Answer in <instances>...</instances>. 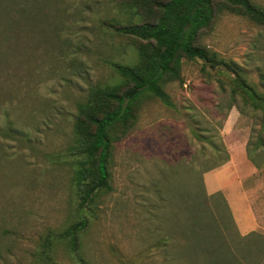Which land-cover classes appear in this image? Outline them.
Segmentation results:
<instances>
[{"label":"rangeland","instance_id":"374dc122","mask_svg":"<svg viewBox=\"0 0 264 264\" xmlns=\"http://www.w3.org/2000/svg\"><path fill=\"white\" fill-rule=\"evenodd\" d=\"M252 1L264 7V0ZM55 7L62 9L54 11V40L29 30L19 44L3 47L0 264H45V236L77 218L69 147L78 105L91 86L118 81L113 63L135 57L132 39L105 23L123 19L113 0H62ZM202 44L264 95V26L225 13ZM234 77L184 61L182 81L165 85L173 106L147 99L134 129L116 144L112 189L86 211L80 253L60 244L47 264H179L185 239L174 232L185 224L182 196L202 191L227 200L235 225L222 236L233 251L246 264H264V123L260 110L240 96L233 101ZM220 143L228 161L214 167L223 159L213 152ZM250 211L255 234L243 240L237 219L246 223ZM161 238L172 241L159 246Z\"/></svg>","mask_w":264,"mask_h":264},{"label":"trees","instance_id":"16d2710c","mask_svg":"<svg viewBox=\"0 0 264 264\" xmlns=\"http://www.w3.org/2000/svg\"><path fill=\"white\" fill-rule=\"evenodd\" d=\"M60 1L0 0V62L7 60L3 47L9 49L19 44L25 31L40 30L54 40V11H61L62 8L55 7ZM113 1L123 19L105 23L118 35L132 39L135 57L128 63H113L118 81L91 86L78 105L69 152L75 160L73 184L79 212L73 222L45 236L40 249L45 264L52 261V253L60 244L72 254L80 253L82 237L90 225L86 211H94L112 189L111 164L116 144L134 129L147 99L173 106L165 85L182 81L184 61L201 62L204 71L234 74L233 101L240 96L245 104L260 110L264 123V95L257 92L237 65L202 44L203 34L225 13L264 26V7L252 0ZM213 152L216 157H223L214 167L228 161L222 143ZM182 197L185 224L177 225L180 228L174 232L185 239L179 264H246L222 236L224 229L235 225L224 195H207L202 191ZM216 201H220L219 206H214ZM171 241L161 238L158 245L166 246Z\"/></svg>","mask_w":264,"mask_h":264},{"label":"crops","instance_id":"0c3cea01","mask_svg":"<svg viewBox=\"0 0 264 264\" xmlns=\"http://www.w3.org/2000/svg\"><path fill=\"white\" fill-rule=\"evenodd\" d=\"M251 214H249V218L247 220L246 223H244L243 221H240L239 219H237V222H238V226H239V231L242 235H247L251 232H253L256 228V221H254V214L252 211H250ZM253 216V217H250ZM237 217V216H236Z\"/></svg>","mask_w":264,"mask_h":264}]
</instances>
